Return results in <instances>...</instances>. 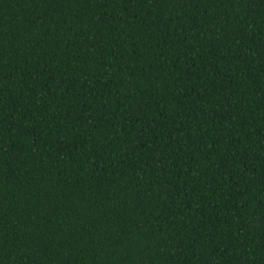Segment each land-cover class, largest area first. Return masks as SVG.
Masks as SVG:
<instances>
[{
	"label": "trees",
	"instance_id": "16d2710c",
	"mask_svg": "<svg viewBox=\"0 0 264 264\" xmlns=\"http://www.w3.org/2000/svg\"><path fill=\"white\" fill-rule=\"evenodd\" d=\"M0 264H264V0H0Z\"/></svg>",
	"mask_w": 264,
	"mask_h": 264
}]
</instances>
